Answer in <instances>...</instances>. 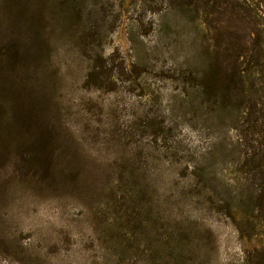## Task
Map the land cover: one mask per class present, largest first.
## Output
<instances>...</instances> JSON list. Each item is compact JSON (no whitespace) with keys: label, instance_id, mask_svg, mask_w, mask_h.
Wrapping results in <instances>:
<instances>
[{"label":"rangeland","instance_id":"374dc122","mask_svg":"<svg viewBox=\"0 0 264 264\" xmlns=\"http://www.w3.org/2000/svg\"><path fill=\"white\" fill-rule=\"evenodd\" d=\"M0 264H264V0H0Z\"/></svg>","mask_w":264,"mask_h":264}]
</instances>
